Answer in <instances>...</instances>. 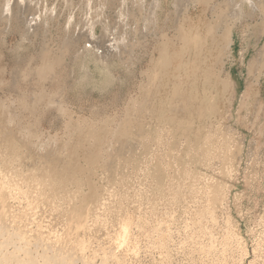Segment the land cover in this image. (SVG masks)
Here are the masks:
<instances>
[{
	"label": "rangeland",
	"instance_id": "obj_1",
	"mask_svg": "<svg viewBox=\"0 0 264 264\" xmlns=\"http://www.w3.org/2000/svg\"><path fill=\"white\" fill-rule=\"evenodd\" d=\"M6 2L1 256L264 264V0Z\"/></svg>",
	"mask_w": 264,
	"mask_h": 264
},
{
	"label": "bare ground",
	"instance_id": "obj_2",
	"mask_svg": "<svg viewBox=\"0 0 264 264\" xmlns=\"http://www.w3.org/2000/svg\"><path fill=\"white\" fill-rule=\"evenodd\" d=\"M159 1V0H158ZM243 4H244V2H242V5H241V7L243 6ZM12 6H13V4H12V2H11V0H7V2L5 3V5L3 6V11H4V15H7L10 11H11V8H12ZM240 7V11L242 12V9L243 8H241ZM187 9V8H186ZM185 9V10H186ZM242 14H243V12H242ZM196 35V34H195ZM197 35H199V34H197ZM198 37V36H197ZM195 38V37H194ZM106 76H105V73L102 71V72H100V71H97V76H96V79L99 81V83H100V81H102V80H104V78H105ZM106 79V78H105ZM97 81V82H98ZM103 82V81H102ZM206 152V151H205ZM168 183V182H167ZM168 190V189H167ZM93 197V196H92ZM5 206V205H4ZM208 209V208H207ZM203 216V215H202ZM2 223V222H1ZM14 225V224H13ZM214 225V224H213ZM0 226H2V225H0ZM17 226V225H16ZM8 227V226H7ZM123 228V227H122ZM4 229V228H3ZM123 230V229H122ZM20 231V230H19ZM27 231V230H26ZM125 231V232H124ZM124 235L127 233L126 232V228H124ZM21 234V233H20ZM48 235V234H47ZM24 236V235H23ZM33 236V235H32ZM13 237H14V235H13ZM34 237V236H33ZM12 238V237H11ZM19 238V237H18ZM21 238V237H20ZM52 238V237H51ZM122 238V237H121ZM6 239V238H5ZM4 239V240H5ZM3 240V241H4ZM41 240V239H40ZM122 241V240H121ZM6 243V242H5ZM27 243V242H26ZM49 243V242H48ZM4 244V243H3ZM3 244H2V246H3ZM5 245V244H4ZM13 245V244H12ZM25 245V244H24ZM9 246V245H8ZM46 246V245H45ZM81 246V245H80ZM5 247H7V246H5ZM14 247V246H13ZM76 247H77V245H76ZM27 248V247H26ZM52 248V247H51ZM16 249V248H15ZM20 249V248H19ZM22 250V249H21ZM63 250V249H62ZM16 251V250H15ZM47 251V250H46ZM1 252V251H0ZM8 253V252H7ZM54 253H55V251H54ZM58 253V252H57ZM80 253V252H79ZM2 254V253H1ZM1 254H0V264H39V262H37V260H35L34 259V257H32V255L31 256H27L28 254H26V252H25V254H26V257H22L23 259H19V258H17V256L15 257V256H13L12 254H10V255H2L1 256ZM37 254H38V252H37ZM24 255V254H23ZM36 255V254H35ZM46 256H48V255H46ZM73 256V255H72ZM76 257V256H75ZM49 258H51V255H50V257ZM72 259V258H71ZM73 260V259H72ZM80 260V259H79ZM39 261V260H38ZM105 261V260H104ZM87 262V261H86ZM74 263V262H73ZM70 260H67V259H65L64 257H59L58 256V254H57V256H56V254H55V256H54V258L52 259L51 258V260L50 259H47L46 257L45 258H43V261L40 263V264H73ZM82 263V262H81ZM84 263V262H83ZM105 263H106V261H105ZM75 264V263H74Z\"/></svg>",
	"mask_w": 264,
	"mask_h": 264
}]
</instances>
